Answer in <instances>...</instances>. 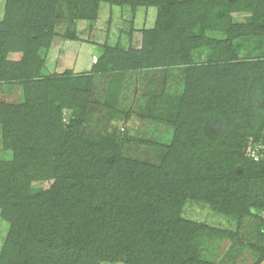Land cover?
Returning <instances> with one entry per match:
<instances>
[{
	"label": "trees",
	"instance_id": "1",
	"mask_svg": "<svg viewBox=\"0 0 264 264\" xmlns=\"http://www.w3.org/2000/svg\"><path fill=\"white\" fill-rule=\"evenodd\" d=\"M99 1L69 0V6L76 17L93 19L97 17ZM35 2L7 0L0 20V80L18 81L27 96L23 105L12 106L17 111L16 119L4 121V143L14 150V160L0 169V208L10 222L0 264H99L103 254L126 264H212L201 259V231L222 230L221 235L229 238L234 233L184 218L183 204L187 199L203 200L222 214L243 217L252 207L264 205V200L254 202L250 198L253 186L264 185V160L245 157V135L216 133L201 137L202 134L188 132L197 122L182 113V107L168 117L175 126L173 140L166 145V156L157 166L141 161L134 164L124 156L122 145L113 140L97 146L81 130L82 113L75 109L74 100L93 85V71L115 72L117 63L112 61L105 67L98 59L91 72L43 74L44 60L39 51L48 49L54 37L52 20L58 0L43 1L44 15L36 27L17 33L16 27L22 22L20 13L35 9ZM147 2L158 8V17L155 27L144 31L138 57L149 59L150 54L160 52V44L168 42V33L177 30L182 18L199 29L187 37L179 34L174 38L176 46L183 42L189 45L186 50L178 47L172 53L187 66L188 86L192 85L184 92V102L191 99L190 95L197 91L194 85L204 78L217 79L212 85L219 82L205 87L201 98H197L204 109L215 96L221 104H228L235 97L238 101L245 90L254 92L252 102H257L255 93L264 86V79L259 77L264 78V57H242L239 51L248 41L261 48L264 0H198L204 15L201 21H195L192 14L198 5L193 0ZM234 11H249L251 16L243 23H234ZM209 30H219L222 35L208 34ZM200 48L206 49L207 62L196 67L192 51ZM10 51L20 54L19 58H9ZM45 83L50 92L35 95ZM243 86L245 89H240ZM51 93H57V97L52 98ZM64 106L75 109L76 118L69 124L61 120ZM128 138L132 137H124V141ZM223 141L224 150L220 147ZM86 144L89 145L84 150L82 146ZM19 165L26 168L29 177L39 174L66 181L74 193L75 202L70 204L73 208L64 205L68 200L65 190L57 203L54 199L59 193L55 191L31 195L26 185H20L16 175L21 172ZM50 197L52 204L47 202ZM81 202L90 203L93 214L102 221L100 224L97 217L94 233L83 231L79 224L81 218L75 206ZM33 210L44 212L46 217L32 223L29 216ZM259 232L264 236V226Z\"/></svg>",
	"mask_w": 264,
	"mask_h": 264
},
{
	"label": "rangeland",
	"instance_id": "2",
	"mask_svg": "<svg viewBox=\"0 0 264 264\" xmlns=\"http://www.w3.org/2000/svg\"><path fill=\"white\" fill-rule=\"evenodd\" d=\"M43 1L45 0H36L35 9L22 10L20 14L23 15H19L22 22L16 27L17 33L24 34L26 30L36 27L38 20L44 15L41 13L45 11ZM143 1L144 3L123 4L116 0H100L97 17L93 19L76 17L74 11L70 9L69 0H58L55 6L56 16H53L54 20H52L54 37L48 49L42 48L39 51L44 60L43 74L56 76L68 71L77 74L91 72L95 65H98L95 64L98 59L105 67L112 61L117 63L118 67L115 72L93 71V85L74 100L77 106L75 109L82 113V132L88 139L96 141L97 146L105 141L118 142L122 145L124 156L134 164L141 161L157 166L166 156V145L171 144L173 140L175 126L168 117H172L173 113L178 112L179 107H182V113H186L191 120L197 122L194 128L187 130L188 132L202 134L201 137L215 136L216 133L232 134L231 136L236 133L245 135L247 139L243 151L245 157L254 161L264 160L263 84L258 87L259 92L255 93L256 103L252 102L254 92L249 93L245 90L238 96V101L235 97L234 102L229 100L228 104H221L215 96L204 109L197 98H201L200 93L207 87H214L219 83L212 85L217 79L210 81L209 78H204L205 80L200 79L198 85H194L197 91L190 95L191 99L184 102L182 98L184 92L192 85L188 86L190 83L186 76L187 66L172 53L178 47L186 50L189 45L184 46L183 42L180 46H176L174 38L179 34L181 36L185 34L187 37L197 33L199 29L193 26L192 21L186 22L182 18L177 30L171 29L168 33V42L160 44V52L150 54L149 59L138 57L139 51L143 49L144 31L155 27L158 17V8L150 5L148 0ZM193 2L197 3L198 0ZM6 4L7 0H0V20L5 14ZM197 4V11L192 14L195 16V21L196 19L201 21L204 15L199 10L200 4ZM250 16L249 11L232 13L234 23H243ZM207 33L222 35L219 30H209ZM249 36L253 35L249 34ZM260 41L261 48H256L258 44L251 41L249 44L248 41L240 48L239 55L264 57V40L260 39ZM192 53L196 67L207 62L205 48L193 50ZM8 54L11 55L9 58L14 59L20 56V54H12V51ZM259 77L261 80L264 79ZM50 89L45 83L35 95H44ZM227 89H231L230 85ZM240 89H245V86ZM51 97H57V93H51ZM26 99V91L21 83L15 80H0V162L2 163L0 169L5 163L14 160V150L4 143V121L8 118L16 119L17 111H14L12 106H21ZM75 109L63 107L61 120L64 124H69L76 118ZM127 136L132 138L124 141V137ZM223 143L220 147L224 150L226 143L224 141ZM87 145L89 144L82 146L84 150L88 148ZM19 168L21 172L16 175L20 185H26L31 195L55 191V194L59 193L54 199L57 203L61 199V191L65 190L64 194L68 200L64 205L72 207L70 204L75 202L72 197L74 193L68 189L66 181H58L54 177L43 178L39 174L29 177L23 165ZM128 168L131 166L129 165ZM93 193L94 191L91 194ZM263 197L264 185L253 186L251 200L256 202L260 198L263 201ZM47 202L52 204V198H48ZM75 208L81 218L79 224L82 230L96 232L97 217L100 224L102 221L99 216L93 214L90 203L85 205L81 202ZM182 216L218 229L226 228L234 233L233 238H229L221 235L222 230L201 231L202 261L212 264H264V236L259 232L260 227L264 226V205L252 207L249 213L239 218L222 214L203 200L187 199L183 204ZM42 217H46L44 212L33 210L29 219L36 224ZM9 231L10 222L3 216L0 208V255ZM103 247L105 253L107 247L105 244ZM99 264L126 263L111 260L103 254Z\"/></svg>",
	"mask_w": 264,
	"mask_h": 264
}]
</instances>
